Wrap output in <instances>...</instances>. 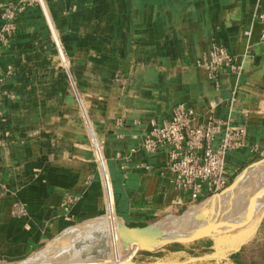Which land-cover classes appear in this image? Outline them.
<instances>
[{
	"label": "crops",
	"instance_id": "crops-1",
	"mask_svg": "<svg viewBox=\"0 0 264 264\" xmlns=\"http://www.w3.org/2000/svg\"><path fill=\"white\" fill-rule=\"evenodd\" d=\"M17 1L0 0V12ZM15 22L0 55L12 71L0 104V262L23 261L85 225L125 231L187 206V194L159 174L167 146L154 155L131 150L176 103L200 121L215 104L214 118L246 129L245 146L227 154L229 180L264 155V0H39ZM213 40L242 64L238 75L221 71L218 86L197 64ZM80 104L103 140L104 200ZM67 195L75 199L66 210ZM174 242L184 244L168 242L144 260L135 253L132 264L206 256Z\"/></svg>",
	"mask_w": 264,
	"mask_h": 264
},
{
	"label": "built area",
	"instance_id": "built-area-1",
	"mask_svg": "<svg viewBox=\"0 0 264 264\" xmlns=\"http://www.w3.org/2000/svg\"><path fill=\"white\" fill-rule=\"evenodd\" d=\"M37 2L39 0H18L1 10L0 55L1 46L7 44L16 31L17 15ZM260 41L264 42V25L260 31ZM198 63L216 86L221 71L238 75L242 70L240 60L231 54L224 44L215 40L201 54ZM11 74L10 68L4 69L0 64V104L7 95L2 88L3 83ZM80 107L84 113L88 145L105 191V182L111 186V180L103 151V140L92 127L82 104ZM214 107L215 104H212L206 120L200 121L198 113L192 106L183 102L174 104L168 117L150 120L148 132L142 135L135 148L131 149H141L148 155H154L160 148L167 146L166 159L159 174L167 177L175 190L187 194L191 202L207 199L226 188L229 183L227 154L239 150L246 144V129L214 118L212 116ZM116 124L121 126L122 119L118 118ZM144 167L149 169L152 166L145 164ZM74 199L71 195L66 196L63 201L66 210Z\"/></svg>",
	"mask_w": 264,
	"mask_h": 264
},
{
	"label": "rangeland",
	"instance_id": "rangeland-1",
	"mask_svg": "<svg viewBox=\"0 0 264 264\" xmlns=\"http://www.w3.org/2000/svg\"><path fill=\"white\" fill-rule=\"evenodd\" d=\"M60 60L62 64L60 68L63 72L61 78L63 81H69V74L67 72V68L65 67V63L67 61H62L61 58ZM197 64L199 65L198 61ZM262 176H264V155L259 156L253 162L249 163L248 166L239 170L234 178L229 180L226 188L220 192H217L215 194L216 196L213 195L204 200L190 202L187 206H183L177 211L169 212L153 220L148 224L150 225L148 227L149 232H137L136 240L132 243V245H128L126 243V240H121V236L116 234L118 232H121L122 230L116 231L96 226L87 227L85 225L81 227L79 231L75 233L68 241H63L59 237L60 233L53 236L40 248H38L33 254H35L37 251H42L47 248V246H49L48 250L42 251V253L47 256V259L50 258V260H53V258L58 259L63 256L62 259H64V261L62 264H76V258H74V260L72 256L74 255L75 250H79L78 248L81 244L84 245V240H88V243L93 239H95L93 241H106V239L108 238L107 236H109L110 233L113 234L115 231L116 233L114 234H116L117 244L113 245L111 240L110 244L104 246L106 252L104 251L105 254H102L103 257L101 256L100 261L102 262H99L97 264H117L118 262L120 264H132L135 263L133 257L135 253L139 258L143 260L149 259L153 256H145V253H143L145 251V248L141 247V245L148 243L152 244L162 238L173 237L172 235H164L162 232H152V230L150 229L151 224L161 221L162 219H172L179 216L184 217L183 215H188L192 210L193 213H197L196 216L198 218L196 216H193L194 220L192 222L194 225L193 227L190 226V228H192L191 230H187L188 234H185V236L202 232H209L213 235L197 236L196 238L192 239L193 241L202 237H208L212 240V243L210 246V250L205 253V258H193L187 264H235V258L243 264H264V201H262L264 200V198H259L261 196L259 192L260 180ZM238 180L245 183L244 188L238 191V193L240 194L237 193L235 195H232L233 197H230V194L228 195V193H230L229 189L232 188ZM234 192L235 191H233V193ZM104 197L105 191H103V200ZM185 208L186 210L183 212ZM102 213H104V209L101 212L94 214L93 216H85L73 219L70 222L69 226L76 225L87 218L99 216ZM193 228L196 229L192 230ZM122 232H124V235H127L129 233L128 230ZM180 236L185 237L183 234ZM176 237L179 236L177 235ZM190 241L191 240L182 242L184 244H188V242ZM162 246L157 247V249L161 248ZM92 252L94 254L97 253V251ZM33 254H31L29 257H31ZM234 254L236 255V257L232 258V255ZM103 258H106L105 261ZM31 259L27 262H31ZM183 260L184 259L181 258V256L177 255L171 256L170 258H163L162 262H165L164 264H178ZM20 262L12 264H20ZM0 264L9 263L0 262Z\"/></svg>",
	"mask_w": 264,
	"mask_h": 264
},
{
	"label": "bare ground",
	"instance_id": "bare-ground-1",
	"mask_svg": "<svg viewBox=\"0 0 264 264\" xmlns=\"http://www.w3.org/2000/svg\"><path fill=\"white\" fill-rule=\"evenodd\" d=\"M244 184L245 183H243L240 180H238L233 185V187L229 189L230 193H228V195L230 194V197H233L232 195L237 194L238 191H240V190H242V188H244ZM233 191H235V192L233 193ZM260 192H259V194H261V196L259 198L262 199V198H264V176H262V178L260 180ZM238 194H240V193H238ZM262 201H264V200H262ZM196 214L197 213H193V211L191 210V212L188 215L187 214L183 215L184 217L179 216V217H175V218H172V219H162L161 221H158V222H155V223L151 224V228L150 229L152 230V232H154V233L162 232L164 235H172L173 237L170 236L172 238H162V239H160V240H158V241H156V242H154L152 244L148 243V244L141 245V247H144V248H146V246L160 247L163 244H166V243L171 242V241H187V240H192V239L196 238L197 236L213 235V234H211L209 232H202V233H196V234H191L189 236H185V234L186 235L188 234L187 230H191V228L193 227V225H194L193 222H192L194 220L193 216H196ZM190 226H192V227L190 228ZM197 227H199V226H197ZM194 229H196V228H193L192 230H194ZM127 230H128V232L130 234L128 233L127 235H124V232H122V231H121L122 233L121 232L116 233L115 231H114V233H116L117 235H120L121 236V240L122 239L126 240V237L129 236V235L132 236L131 240L126 241V243L128 245H132V243L135 242V240H136L137 232H139V231L141 232L142 230L135 231V230H130L129 228H127ZM104 232H106V231H104ZM147 232H149V228H148ZM114 233L113 234L112 233H110V234L107 233V234H109V236H107L108 238L106 239V241L105 240L93 241V240H95V239H93L91 242L88 243V240H84L85 241L84 245L81 244L80 247L78 248L79 250L78 251L75 250V253L73 255L74 257L72 256L73 259L76 258V260L74 259L75 263L76 264L77 263L78 264H97L99 262L101 263L102 262V261H100L101 260V256L103 257V255L106 252L104 246L110 244L111 240H112V244L113 245L117 244L116 234H114ZM182 234L185 237H181L180 235H182ZM174 235H175V237H174ZM177 235L179 237H176ZM100 239H102V238H100ZM96 240H97V238H96ZM137 246H140V245H137ZM92 251H97V253L94 254ZM62 257L63 256H61L58 259H54L53 258V260H50V258L47 259V256L45 254H43L42 252H38L37 254L34 255V257L31 256L28 259L24 260L23 262H20V264H62L63 261H64V259H62ZM85 258H86V260H85ZM30 259H31V262H27ZM105 259H104V261H105ZM117 264H120V263L118 262Z\"/></svg>",
	"mask_w": 264,
	"mask_h": 264
},
{
	"label": "trees",
	"instance_id": "trees-1",
	"mask_svg": "<svg viewBox=\"0 0 264 264\" xmlns=\"http://www.w3.org/2000/svg\"><path fill=\"white\" fill-rule=\"evenodd\" d=\"M212 240L208 237H202L196 240H193L192 242L188 243L187 245L190 247H194L198 250H200L201 252H208L210 250V246H211ZM184 244H181L179 242H174L173 244H171V246H173V249H179L182 248ZM148 253V255H153V256H157V253L159 252L158 250L155 251H146ZM191 252H194L193 250H191ZM236 257V255H232V258ZM234 263L235 264H243L242 262H239L238 260H236V258L234 259Z\"/></svg>",
	"mask_w": 264,
	"mask_h": 264
},
{
	"label": "water",
	"instance_id": "water-1",
	"mask_svg": "<svg viewBox=\"0 0 264 264\" xmlns=\"http://www.w3.org/2000/svg\"><path fill=\"white\" fill-rule=\"evenodd\" d=\"M124 226L127 227V228H129L130 230H135V231L142 230L143 232H144V231L147 232L148 227H149L150 225H147V226H141V227H128V226H126V225L124 224ZM129 234H130V233H129ZM131 238H132V236H130V235L127 236V237H126V241L131 240ZM155 248H157V247H154V246H146L145 249H147V250H153V249H155Z\"/></svg>",
	"mask_w": 264,
	"mask_h": 264
}]
</instances>
